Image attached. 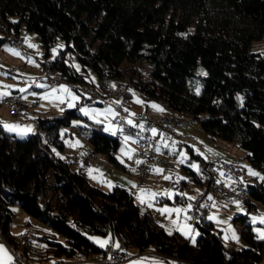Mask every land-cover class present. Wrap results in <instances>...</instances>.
Here are the masks:
<instances>
[{
  "label": "trees",
  "instance_id": "trees-1",
  "mask_svg": "<svg viewBox=\"0 0 264 264\" xmlns=\"http://www.w3.org/2000/svg\"><path fill=\"white\" fill-rule=\"evenodd\" d=\"M23 26L40 36L42 66L67 83L91 81V71L100 81L107 72L126 82L128 98L134 88L162 100L171 113L194 119L212 137L238 142L264 173V52L251 49L252 41L264 36V0H0V46L22 37ZM59 39L65 48L52 57ZM77 107L37 117L36 130L26 138L0 126V234L28 261L97 256L104 247L93 234L107 244L125 240V249L159 252L182 264L264 260V238L256 236L247 216H236L246 246L224 243L204 211L195 222L199 235L191 242L156 223L133 191L119 185L105 191L84 170L72 168L54 149H65L61 129L72 125ZM89 128L93 151L125 170L116 156L121 140L103 124ZM202 163L205 179L187 169L211 188L204 157ZM246 186L248 209L256 201L264 206V180ZM14 203L51 228L42 235L32 229L46 241L44 250L19 245L11 231Z\"/></svg>",
  "mask_w": 264,
  "mask_h": 264
},
{
  "label": "rangeland",
  "instance_id": "rangeland-1",
  "mask_svg": "<svg viewBox=\"0 0 264 264\" xmlns=\"http://www.w3.org/2000/svg\"><path fill=\"white\" fill-rule=\"evenodd\" d=\"M22 37H24L22 50L11 46L9 43L0 46V86H11L0 87V92L11 94L14 92L13 89L15 88L26 89L25 92H18L23 93L24 98L30 103L22 106V111L20 110L18 113H13L11 107L5 102H2L4 96L0 98V126L4 127L5 124H18L21 127H31L32 131L23 135L17 134L15 131H9L4 127L6 131L16 134L18 138H26L36 130L35 119L37 117L62 114L65 108L70 109L78 104V114L73 118L72 125L61 129L62 136L65 140V149L61 150L57 147L54 151L58 156L69 161L72 168H81L84 170L93 184L100 186L105 191L112 190L116 185L123 186L133 191L136 203L140 205L143 210L148 209L153 215L156 223L161 224L171 233L176 231L179 232L184 238L189 239L191 242L196 241L200 229L192 219L185 220V216L190 217L189 210L192 204L197 202L199 203H197L198 206H201L202 209L204 208V218L212 221L216 229L221 233L224 243L236 247L247 245L240 233L242 221L238 218L236 219L238 215L247 216L246 222L252 224V229L256 236L261 238V235L264 234V223L260 222L264 220V206L260 202L256 201L257 210H249L245 201L227 198L212 188H207L206 184L198 182L194 174L187 169H192L193 167L191 165L195 164L197 167L193 169L199 171L201 178L205 179L206 174L202 169V157L205 158L206 153H217L221 155L224 161L229 163L230 166L237 168L236 176L227 177L225 182H236L238 180L243 182L245 184L244 186L247 187L246 185L248 182H252L257 178L262 180L260 177H264V173L249 161L247 156L248 150L240 146L236 141L228 142L220 138L212 137L205 132L194 119L179 117L171 113L168 106L162 100L148 98L133 88L131 89L132 94L129 97V109L131 114L145 111L147 106H149L152 108L153 113L169 112L176 118L190 120V123L177 127V130L195 138L186 141V143L193 146L196 154L200 155L201 158H195L193 160L191 151L187 149L186 145L183 143L181 144V153H184V156L178 154L177 156L165 157L166 163H159L152 171H149L147 175L140 176L136 170V164L132 163L127 158V151L134 146L135 138L131 133H126L122 139L120 138L121 144L116 151V156L120 162L123 161V163H121L125 166V170L111 164L104 154H99L95 160L85 161L82 156L86 155L88 151H93V146L90 140L85 138L76 127H90V124L93 125V123H98L97 120H99L102 121L100 124H103L104 128L111 125L114 129L113 117L106 112L109 107L113 110L114 108L110 105H104L94 99L83 101L82 99L88 96L75 90L71 86L76 85H71L66 81L62 80L57 84H52L47 78L48 70L42 66V61L45 57L43 55L44 48L41 44L39 34L35 31L27 30L25 26H23ZM60 45H63V47H59ZM64 48V40L59 39L52 47V57L57 56L60 50ZM8 49H14L20 53V56L12 54ZM53 49H56L55 54L53 53ZM251 49L253 51L264 52V36L254 39L251 43ZM10 69L13 70V73L9 72ZM51 74L59 76L56 75L54 71H52ZM89 77L98 81V76L93 71L89 73ZM60 85L67 86L79 97V99L74 102L73 107H69L68 104L63 106L64 103H60L57 99L58 96L62 97L65 99V102L68 103L66 94L59 92ZM53 87L57 88L58 91L53 93L51 91ZM27 88H29V90H27ZM32 93H36V95ZM45 96L47 97L46 99L43 98ZM137 99L141 101V103H137ZM31 102L34 103V105ZM152 105L160 106L163 111H157ZM82 107L101 114L92 118L80 111ZM61 109L63 110L61 111ZM107 132L117 138V135H113L112 131ZM125 136H129L131 139L125 141ZM181 160L184 162L181 163ZM157 169L162 171L157 172ZM249 169L260 175H251ZM166 176L169 178L165 179ZM223 178V175L219 176V180H223ZM133 185H135V187ZM140 189H145L147 191L141 193ZM151 193H157L158 195L153 197ZM189 197H194V199H189ZM209 197H211V199H209ZM142 200L143 202H141ZM237 201L239 202V207L237 203H235ZM189 205H191V207H189ZM11 208L14 211V217L11 222V231L13 233H19L27 228L31 230L34 229L39 235L51 231V228L47 224L28 214L18 203L12 204ZM178 208L185 209V211L179 214L175 211H165L163 213L160 211L161 209ZM210 216L214 218L209 219ZM254 217L256 219H253ZM174 221L175 223H173ZM185 225H190L191 231L186 228ZM185 232H188V235H185ZM234 235L236 237L235 239L233 238ZM90 237L97 241L99 237L103 236L93 234L90 235ZM33 242L39 248L46 245L45 240ZM93 257L97 258V256L89 258L93 259ZM260 264H264V260Z\"/></svg>",
  "mask_w": 264,
  "mask_h": 264
},
{
  "label": "built area",
  "instance_id": "built-area-1",
  "mask_svg": "<svg viewBox=\"0 0 264 264\" xmlns=\"http://www.w3.org/2000/svg\"><path fill=\"white\" fill-rule=\"evenodd\" d=\"M23 42L24 38L20 37L10 41L9 44L22 50ZM9 71L12 72L13 70L10 69ZM104 74H107V72ZM47 78L52 84H57L63 80L58 76L52 75L49 71L47 72ZM87 84H95L96 92H87ZM71 87H74L78 92L104 105L112 106L115 112L118 113V115L113 118L114 129L117 126L123 129L122 132L117 131L122 138L126 133H131L134 136V146L128 149L127 158L139 167L138 174L140 176L147 175L150 169L156 164L166 163L165 157L176 156L179 153L181 143L195 139L193 136L183 134L177 130V127L189 122L183 118H176L169 112L153 113L152 108L147 106L145 111L132 115L129 109V98L128 101L120 100V93H127V87L121 86L120 82L115 81L114 78H112V84L103 83L101 78L100 81L93 79L91 81L78 83L76 86ZM117 101L120 103H116ZM3 102L11 107L13 113H18L24 104L30 103L20 92H12L5 96ZM32 104L34 105V103ZM125 109L128 111L126 112ZM125 119L133 120L134 124L137 126L128 125L125 123ZM140 124L144 125L143 129L138 126ZM76 128L84 137H91V128L82 126H77ZM152 128L157 129L155 135L151 131ZM165 145H167V147ZM157 148L159 151H156ZM82 157L85 161L96 159L92 157L90 151ZM205 160L206 169L210 176V187L213 190L231 199L235 198L245 202L250 199L249 193H244L245 184L243 182L237 180L236 182L226 183L225 181L219 180V176L221 175L225 177L236 176L237 168L230 166V164L224 161L222 156L217 153H206ZM137 161H143V163H137ZM257 209L258 207L255 206L253 210ZM201 211V206H198L197 203L192 204L189 214L194 222L200 218ZM18 236H20V242H24V247H31L33 241L39 240V237L30 229H26ZM6 243L12 253V264H23L22 260L17 255V249L10 243ZM128 256H130L129 251L125 250V247L122 245L121 241H119L117 245L107 244L103 251L97 254V259L93 261L102 264H118ZM76 260L85 261L83 258Z\"/></svg>",
  "mask_w": 264,
  "mask_h": 264
},
{
  "label": "snow or ice",
  "instance_id": "snow-or-ice-1",
  "mask_svg": "<svg viewBox=\"0 0 264 264\" xmlns=\"http://www.w3.org/2000/svg\"><path fill=\"white\" fill-rule=\"evenodd\" d=\"M31 46V45H30ZM59 47H63V45H60ZM8 51H10L12 54H14V55H16V56H20V53L19 52H17V51H15L14 49H8ZM55 52H56V49H53V53L55 54ZM29 62H31V61H29ZM77 67V71H79V66H76ZM201 74H204V75H206V73H201ZM0 87H11V86H0ZM114 87V86H113ZM19 91H21V92H25L26 91V89H19ZM51 91L53 92V93H55V92H57L58 91V89L57 88H55V87H53L52 89H51ZM59 92H61V93H63V94H66V97L68 98V106L69 107H73L74 106V102L76 101V100H78L79 99V97L71 90V89H69L67 86H65V85H60L59 86ZM196 93H197V95H199L200 94V89L199 88H197L196 89ZM9 93H6V92H0V98H2L3 96H5V95H8ZM33 95H36V93H32ZM43 98H47L46 96L45 97H43ZM57 99L60 101V103H64L65 102V99L64 98H62V97H57ZM137 103H141V101H139L138 99H137V101H136ZM116 103H120L119 101H117ZM152 107L153 108H155L157 111H163V109L162 108H160V106H158V105H152ZM63 109H61V111H62ZM80 111L81 112H83L85 115H87V116H90V117H92V118H95L97 115H100L101 113H97V112H95L94 110H89L88 108H81L80 109ZM125 111L127 112L128 110L127 109H125ZM106 112L108 113V114H111V116L113 117V118H115L117 115H118V113H116L111 107H109L107 110H106ZM132 115H135V114H132ZM97 122L98 123H102V121H99V120H97ZM125 123H127L128 125H132V126H137V125H135L134 124V121L133 120H131V119H125ZM141 129H143V127H144V125L143 124H140V125H138ZM4 127L5 128H7V130H9V131H15V132H17V134H21V135H23V134H27L28 132H31L32 131V129H31V127H21L20 125H18V124H12V125H8V124H5L4 125ZM104 130L105 131H112V134L113 135H115L116 134V132L117 131H120V132H122L123 131V129L121 128V127H119V126H117L115 129H113L112 128V126L111 125H109V126H107V127H105L104 128ZM151 131H152V133L155 135L156 133H157V129H155V128H152L151 129ZM124 139H125V141H128L129 139H131L129 136H125L124 137ZM166 147H167V145H165ZM156 151H159V149L157 148L156 149ZM180 155L181 156H184L185 154L184 153H180ZM129 158H131V157H129ZM122 163H123V161H121ZM184 161L183 160H181V163H183ZM137 163H143V161H137ZM193 168H196L197 166L195 165V164H193V165H191ZM91 171V170H90ZM157 172H160V171H162V170H160V169H157L156 170ZM249 172H250V174L251 175H255V176H259L260 174L259 173H256V172H253L251 169H249ZM169 177H165V179H168ZM262 180H264V177H260ZM134 187H135V185H133ZM140 191H141V193H144V192H146L147 190H145V189H140ZM151 195L153 196V197H155L156 195H158L157 193H151ZM189 199H194V197H189ZM209 199H211V197H209ZM141 202H143V200L141 201ZM235 203H237V206L239 207V202L237 201V202H235ZM189 207H191V205H189ZM162 213L163 212H165V211H168V212H170V211H175L177 214H179L180 212H183V211H185V209H161L160 210ZM214 217H209V219H213ZM187 219H191V217H187V216H185V220H187ZM253 219H256L255 217L253 218ZM261 223H264V220H261L260 221ZM173 223H175V221L173 222ZM185 227L186 228H188L190 231H191V226L190 225H185ZM185 235H188V232H185L184 233ZM233 238L235 239L236 237H235V235L233 236ZM261 238H264V234H262L261 235ZM193 239H194V237H193ZM97 243H99L102 247L105 245V244H107L108 243V241L107 240H99V239H97V241H96ZM5 257H6V259H5ZM11 260H12V258H11V256H8L7 255V251H6V249L3 247V245H0V264H11Z\"/></svg>",
  "mask_w": 264,
  "mask_h": 264
},
{
  "label": "crops",
  "instance_id": "crops-1",
  "mask_svg": "<svg viewBox=\"0 0 264 264\" xmlns=\"http://www.w3.org/2000/svg\"><path fill=\"white\" fill-rule=\"evenodd\" d=\"M37 80V79H36ZM37 82V81H36ZM70 86V85H69ZM36 87V85H35ZM14 92H18L19 89L18 88H15L13 89ZM27 90H29V88H27ZM31 90V88H30ZM23 94V93H22ZM6 96V95H5ZM4 96V97H5ZM24 97V96H23ZM68 103L67 102H64L63 106H66ZM66 109V108H65ZM22 111V109H21ZM63 114V113H62ZM62 114H53L55 116H59V115H62ZM52 115V116H53ZM35 124H36V121H35ZM4 128V127H3ZM5 129V128H4ZM182 144V143H181ZM180 144V149H179V153L180 154L182 152V146ZM186 147L187 145L191 146L190 144L186 143L185 144ZM192 148V151L196 154L195 152V149L193 146H191ZM188 149V148H187ZM177 154V155H178ZM176 155V156H177ZM192 159L194 160L195 157L192 156ZM135 164V163H134ZM157 165V164H156ZM153 166L150 171L153 170L154 167ZM126 169V168H125ZM136 170L137 172H139V167L136 165ZM192 170H194L192 168ZM227 177L224 176L223 180L222 181H226ZM235 179V178H234ZM238 179V178H237ZM232 181H229V183H231ZM198 203V202H197ZM199 204V203H198ZM204 209V208H203ZM204 210H202L201 212H203ZM29 229V228H27ZM26 229H24L23 231H25ZM23 231L19 232V233H13L15 236H18L20 233H22ZM170 232V231H168ZM0 245H3V247L6 249L7 251V255L8 256H11L12 258V253L6 243V241L4 240V238L0 237ZM41 240V239H40ZM99 240H106L105 237H99ZM36 241H39V240H36ZM99 244V243H98ZM14 245V244H13ZM100 245V244H99ZM107 244H105L103 247H105ZM33 248H35L36 250H44L46 248V245L44 247H37L34 242H33ZM101 246V245H100ZM127 251H129L130 253V256H128L126 259H124L122 262L118 263V264H182L180 262H178L177 260L175 259H172V258H169L167 259L166 257H164L162 254H160L159 252H155V251H145V252H140L138 251V249L134 248V247H130L128 249H126ZM18 251H22L20 249H18ZM33 255H36L35 253ZM6 259V257H5ZM84 259V258H83ZM85 261H80V260H76V259H73V260H70V261H63V262H59V263H56V259L55 258H51L49 260H45L43 263L44 264H102V263H99V262H96V261H93L91 259H84ZM11 264H12V260H11Z\"/></svg>",
  "mask_w": 264,
  "mask_h": 264
},
{
  "label": "bare ground",
  "instance_id": "bare-ground-1",
  "mask_svg": "<svg viewBox=\"0 0 264 264\" xmlns=\"http://www.w3.org/2000/svg\"><path fill=\"white\" fill-rule=\"evenodd\" d=\"M58 77H60V76H58ZM102 82L105 84H112V77L109 74H104L102 77ZM118 82H120L121 86L127 87V84L124 83L123 81H118ZM87 85H89V86H87V92H96V85L95 84H87ZM120 100L121 101H128L127 93H120ZM186 121H188V120H186ZM116 135H117V139H119V140H120V138L122 139V137L117 132H116ZM85 138H90V137H85ZM90 154L92 155L93 158H97V156H99V154L95 153L94 151H90ZM244 193H246L245 186H244ZM0 237H2L1 234H0ZM18 241H19V245L21 243L22 246H24V242H20V236H18ZM121 243L124 246L125 240H122ZM17 255L20 257L23 264H38V263H31L30 261H28L27 256L18 250H17ZM87 259H90V258H87ZM96 259L97 258L93 257V259H91V260H96Z\"/></svg>",
  "mask_w": 264,
  "mask_h": 264
}]
</instances>
